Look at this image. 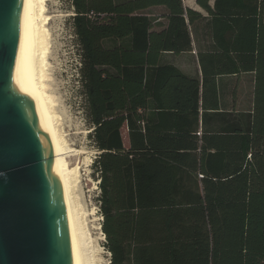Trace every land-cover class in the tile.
<instances>
[{"label": "trees", "instance_id": "trees-1", "mask_svg": "<svg viewBox=\"0 0 264 264\" xmlns=\"http://www.w3.org/2000/svg\"><path fill=\"white\" fill-rule=\"evenodd\" d=\"M209 1L188 76L161 63L192 51L181 0H68L111 264H264V0ZM240 74L241 110L217 83Z\"/></svg>", "mask_w": 264, "mask_h": 264}, {"label": "water", "instance_id": "water-1", "mask_svg": "<svg viewBox=\"0 0 264 264\" xmlns=\"http://www.w3.org/2000/svg\"><path fill=\"white\" fill-rule=\"evenodd\" d=\"M24 0H0V264H76L29 76Z\"/></svg>", "mask_w": 264, "mask_h": 264}, {"label": "rangeland", "instance_id": "rangeland-1", "mask_svg": "<svg viewBox=\"0 0 264 264\" xmlns=\"http://www.w3.org/2000/svg\"><path fill=\"white\" fill-rule=\"evenodd\" d=\"M42 11L45 17H49L43 23L46 57L42 63L45 69L42 97L48 111L56 117L59 123L56 126L66 143L81 152L75 197L85 212L84 221L92 241L95 264H111L101 229L99 176L92 165L98 153L88 137L91 130L78 81L80 51L71 26L73 13L68 0H42ZM154 12L159 13L156 9ZM244 80L236 93L239 110L250 105L251 82Z\"/></svg>", "mask_w": 264, "mask_h": 264}, {"label": "bare ground", "instance_id": "bare-ground-1", "mask_svg": "<svg viewBox=\"0 0 264 264\" xmlns=\"http://www.w3.org/2000/svg\"><path fill=\"white\" fill-rule=\"evenodd\" d=\"M41 10L42 0H24L23 12L29 27L30 36L28 76L40 108L56 176L65 227L74 248L76 264H95L92 241L84 221L85 212L81 210L75 197L81 152L66 143V139H64L56 126V123H58L56 122V117L48 111L49 109L46 107L42 97L44 87L42 85V76L43 71H45L42 63H44L43 60L46 57L43 52L45 46L43 23L49 19H47L48 16L45 17L42 14L44 12H41Z\"/></svg>", "mask_w": 264, "mask_h": 264}, {"label": "crops", "instance_id": "crops-1", "mask_svg": "<svg viewBox=\"0 0 264 264\" xmlns=\"http://www.w3.org/2000/svg\"><path fill=\"white\" fill-rule=\"evenodd\" d=\"M184 9H191L194 12H197L200 17L193 21L191 27L189 26L190 37H191V46L192 51L181 54H172V53H164L161 56V63L170 64L180 70L182 73L188 76H197L200 75V67L198 64V60L196 57V52L198 50H213L215 49V43L211 38V27H210V18L208 13L198 5L197 0H181ZM214 0L209 1V5L213 6ZM157 10L159 13L154 12ZM144 13L154 16L157 18L155 21L159 25L165 24L166 19L163 16L165 13V9L161 6L152 7L146 10ZM155 28V29H159ZM244 79H249L252 85L253 76L252 74H240V75H230L226 77H219L217 79V83L221 86V93L225 92L226 98L231 100V95L233 90L236 93L241 88V83ZM246 81L244 80V83ZM226 85V87H225ZM238 102L236 100V107Z\"/></svg>", "mask_w": 264, "mask_h": 264}, {"label": "built area", "instance_id": "built-area-1", "mask_svg": "<svg viewBox=\"0 0 264 264\" xmlns=\"http://www.w3.org/2000/svg\"><path fill=\"white\" fill-rule=\"evenodd\" d=\"M101 221H102V217H101ZM103 236H104V234H103ZM104 238H105V236H104Z\"/></svg>", "mask_w": 264, "mask_h": 264}]
</instances>
